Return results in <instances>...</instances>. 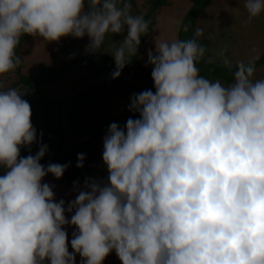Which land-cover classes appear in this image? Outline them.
<instances>
[{"label":"clouds","instance_id":"clouds-1","mask_svg":"<svg viewBox=\"0 0 264 264\" xmlns=\"http://www.w3.org/2000/svg\"><path fill=\"white\" fill-rule=\"evenodd\" d=\"M243 6L249 21L264 14V0ZM150 23L132 13L131 0H0V76L21 65L25 35L44 43L87 37L90 53L120 35L111 42L116 79L138 56ZM202 36L197 27L191 39L155 37L147 53L155 91L131 97L138 119L109 125L107 180L86 179L67 205L43 180L60 179L68 165H42V142L35 155L21 156L38 142L31 105L0 86V264H76V254L81 264H103L113 251L121 264H264L260 53L237 61L225 85L200 73ZM224 51L223 64L232 68ZM84 159L78 154V168ZM67 225L76 229L72 252Z\"/></svg>","mask_w":264,"mask_h":264},{"label":"trees","instance_id":"trees-1","mask_svg":"<svg viewBox=\"0 0 264 264\" xmlns=\"http://www.w3.org/2000/svg\"><path fill=\"white\" fill-rule=\"evenodd\" d=\"M167 0H149L148 11L144 14L145 19L153 21L156 10ZM211 0H194L191 6L187 9L178 30L177 37L181 40L194 38L195 20L210 3ZM151 25V23H150ZM185 27L188 31H184ZM151 26L149 28V32ZM28 35L22 38L21 45L26 40ZM146 37L141 38V52L143 41ZM70 37L62 38L64 44V59L61 67L54 69L49 65L43 64L41 68L34 73L23 74L21 72L22 64L14 71L16 75V83L24 82L29 85L35 92H38L40 86H47L64 77L76 66L77 62L67 59L66 44ZM198 42L206 49L204 60L198 63L200 73L210 80H220L228 84L233 81V73L235 65L232 68L212 62H206L210 57L209 42L203 37L198 38ZM20 47L17 49L20 54ZM138 54V55H139ZM79 63L86 67L89 77L97 74L103 69H114L115 62L113 57H102L98 60L87 59L83 56L79 58ZM264 63V49L260 55V59L256 62V67ZM122 71H126L138 76H145L151 78V73L141 64L138 56L134 57L132 62L125 66ZM12 84V85H14ZM125 85V86H124ZM135 91V93L133 91ZM144 90L155 91L153 85L138 86L134 85L123 78H109L102 84L94 88L77 93L66 99L54 100L48 97L42 99H25L31 105H40L52 110V114L43 113L41 117L42 124L45 126L48 136H37V143H33L29 148H21V156L35 155L39 151L40 143L47 146V153L42 158L40 163L45 167L49 163H58L68 165L66 171L60 179H56L51 174L46 177L52 182L62 185H78L84 188L86 179H92V173L95 167L96 153L99 142L104 140L107 135L109 125L113 122L119 124L124 128L126 121L129 118L138 119L139 114L133 112H122L119 114H112L110 110L111 99L113 97H127L130 98L134 94H138ZM84 128H89V132H84L82 138L72 139V132H79ZM78 154H84L83 167L78 168ZM4 169L0 168V173Z\"/></svg>","mask_w":264,"mask_h":264},{"label":"crops","instance_id":"crops-1","mask_svg":"<svg viewBox=\"0 0 264 264\" xmlns=\"http://www.w3.org/2000/svg\"><path fill=\"white\" fill-rule=\"evenodd\" d=\"M198 25L203 29L204 36L210 41L212 58L218 64L223 65L220 53L225 49L226 51L223 54L232 64H236L239 60H246L252 54L253 49L258 50L260 55L262 54L264 49V14L249 21L247 19V12L243 6V0H211L209 5L200 14ZM66 54L70 58L73 57V53L69 54V52H66ZM19 55L22 58L21 72L23 74L37 72L43 64L58 69L61 67L64 59V44L62 39L58 43H44L42 38L37 39L30 36L22 43ZM256 78H264V63L256 67ZM220 82L227 85L223 81ZM57 91L55 93H59ZM112 102L113 100L111 101L110 110L115 115L112 112ZM102 153L103 141L98 144L95 167L92 173V179L97 181H106L108 176L107 168L102 160ZM4 171L0 175H3ZM43 182L53 186L56 201L58 202L63 199L66 205L76 198L79 190H83V187L78 185L57 184L47 177L44 178ZM71 215V213H66L68 219L71 218ZM65 231L68 237V249L72 252L71 239L76 229L74 226L67 225L65 226ZM114 253L115 251L107 257L111 256L113 259H117L118 257ZM81 259L79 254H76V264Z\"/></svg>","mask_w":264,"mask_h":264},{"label":"rangeland","instance_id":"rangeland-1","mask_svg":"<svg viewBox=\"0 0 264 264\" xmlns=\"http://www.w3.org/2000/svg\"><path fill=\"white\" fill-rule=\"evenodd\" d=\"M148 1L149 0H131L132 3V13L135 14H145L148 11ZM211 2V1H210ZM193 3V0H167L165 4L161 5L155 12V16L153 21L151 22V30L146 36L145 40L143 41L141 52L138 55V60L141 62V64L151 73L152 72V66L147 63V53L149 49H152L153 51L155 50V37L164 40V41H173L178 39L177 33L178 30L181 26L182 19L184 17L185 12L187 9L191 6ZM207 4L204 9L208 6ZM203 9V10H204ZM202 10V11H203ZM201 11V13H202ZM200 13V14H201ZM199 14V16H200ZM195 20L194 27L195 29L197 27L200 28L198 25V18ZM204 39H206L209 42V54L210 57L212 58V49H211V44L210 41L204 36ZM122 39V36L116 35L113 36L112 38H109V41L106 42L104 49H102L98 53H90L86 51V46L88 45L89 41L87 37H84L83 39H74L70 37L69 41L66 44V52L73 53L72 58L66 54L67 59H71L72 61H76L77 64L71 70L67 75H65L63 78L60 80L48 84L43 88V86H40L39 91H49V92H57L62 93L71 87L85 81L89 77L87 69L85 66L81 65L79 63V58L84 55L85 58L87 59H94L98 60L102 57H112L110 55L111 53V42L113 41H119ZM216 63V62H215ZM15 81V75L13 72L5 74L3 76H0V86L2 88H8L11 87L14 84ZM75 83V84H74ZM74 84V85H73ZM15 85V84H14ZM125 86V85H124ZM133 91V90H132ZM135 93V91H133ZM112 102V112L115 114L125 112V111H130V104H131V99L129 98H124V97H113L111 99ZM31 105V104H30ZM31 111H32V116H31V121L36 129L37 136H42V137H47L48 132L45 128V126L42 124L41 121V115L43 113H50L52 114V110L49 108L42 107L40 105H31ZM132 112V111H131ZM89 132V128H84L79 132H72L71 133V138L72 139H79L82 138V134L84 132ZM42 134V135H41ZM116 255V253H114ZM78 264H81V261L78 262ZM103 264H121V261L117 259H113L111 256L106 257L105 260L103 261Z\"/></svg>","mask_w":264,"mask_h":264},{"label":"water","instance_id":"water-1","mask_svg":"<svg viewBox=\"0 0 264 264\" xmlns=\"http://www.w3.org/2000/svg\"><path fill=\"white\" fill-rule=\"evenodd\" d=\"M115 71L114 69H103L102 71L98 72L95 76L86 79L85 81L71 87L70 89L62 92V93H54L49 91H39L35 92L29 85L24 82H18L15 85L8 87V88H15L22 96L23 99H42L45 97L54 99V100H61L66 99L71 96L76 95L79 92L91 89L96 87L99 84H102L105 80L112 78V72ZM120 78L125 79L126 81L138 85V86H146V85H153L154 82L151 78L145 76H138L126 71H122ZM8 88H4L7 90Z\"/></svg>","mask_w":264,"mask_h":264}]
</instances>
